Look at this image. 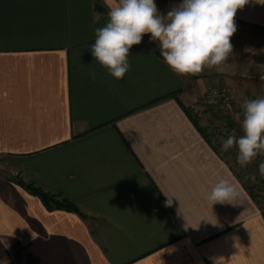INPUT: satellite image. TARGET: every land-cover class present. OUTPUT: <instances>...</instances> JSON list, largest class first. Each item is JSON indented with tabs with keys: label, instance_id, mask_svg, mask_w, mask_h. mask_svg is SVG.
Masks as SVG:
<instances>
[{
	"label": "crops",
	"instance_id": "crops-1",
	"mask_svg": "<svg viewBox=\"0 0 264 264\" xmlns=\"http://www.w3.org/2000/svg\"><path fill=\"white\" fill-rule=\"evenodd\" d=\"M114 2L0 0V264H264V216L194 123L210 137L214 85L264 97V0L238 9L224 71L178 75L146 34L120 80L89 50ZM221 179L236 195L211 205Z\"/></svg>",
	"mask_w": 264,
	"mask_h": 264
},
{
	"label": "clouds",
	"instance_id": "clouds-1",
	"mask_svg": "<svg viewBox=\"0 0 264 264\" xmlns=\"http://www.w3.org/2000/svg\"><path fill=\"white\" fill-rule=\"evenodd\" d=\"M257 0H182L165 14L155 0H115L104 26L95 29V41L89 50L93 60L120 80L130 70V49L144 35L157 42L167 66L178 75H198L206 68L224 71L233 54L231 39L237 31L238 9ZM260 4V3H259ZM94 78V73L92 74ZM264 79V75L261 76ZM242 135H229L221 150L237 148V163L247 167L264 157V97L245 99L241 105ZM264 179V160L258 165ZM255 182L256 176H251ZM236 195L234 184L219 180L207 194L211 205L231 203ZM171 200L167 205L170 206Z\"/></svg>",
	"mask_w": 264,
	"mask_h": 264
},
{
	"label": "rangeland",
	"instance_id": "rangeland-1",
	"mask_svg": "<svg viewBox=\"0 0 264 264\" xmlns=\"http://www.w3.org/2000/svg\"><path fill=\"white\" fill-rule=\"evenodd\" d=\"M229 89L230 95L232 97V110H225L221 103L216 100H211L204 98L202 107V125L205 130L210 133V139L214 144H216L220 152L234 172L238 176L240 182L244 185L248 193L250 194L254 203L258 206L260 212L264 216V179H262L258 172V165L264 157L257 156V158L247 167H241L237 163V148L232 147L228 151H222L221 146L223 141L229 135H242L240 128V123L242 120V113L239 112L242 103L237 104L234 102L232 88L226 84H221ZM246 99H253L245 96ZM215 101V102H213ZM201 111V110H200ZM255 174V182L251 179V176Z\"/></svg>",
	"mask_w": 264,
	"mask_h": 264
},
{
	"label": "trees",
	"instance_id": "trees-1",
	"mask_svg": "<svg viewBox=\"0 0 264 264\" xmlns=\"http://www.w3.org/2000/svg\"><path fill=\"white\" fill-rule=\"evenodd\" d=\"M194 123H195L196 127L198 128V130H200L202 132V134L204 135L205 139L212 146V148L214 150H216L221 157H223L221 152L217 150V148L215 146L216 144H214V142H212L211 139H209L210 138L209 135H206L204 130L202 128H200L195 121H194ZM236 178L239 180L238 176H236ZM16 183H18V185L23 187L29 193L37 196L41 200L42 204L48 210L63 209V210L69 211V212H75V213L80 214L78 208L74 204L70 203L69 201H67L65 199H61V200L58 199L55 195H52L50 193H47V192L43 191L41 188L37 187L33 183H24L21 180H17ZM242 186L244 187L243 184H242Z\"/></svg>",
	"mask_w": 264,
	"mask_h": 264
},
{
	"label": "built area",
	"instance_id": "built-area-1",
	"mask_svg": "<svg viewBox=\"0 0 264 264\" xmlns=\"http://www.w3.org/2000/svg\"><path fill=\"white\" fill-rule=\"evenodd\" d=\"M205 97L211 100L219 101L222 107L227 111L232 110V97L229 89L221 84L208 88L205 92ZM239 112L242 113V108L239 109Z\"/></svg>",
	"mask_w": 264,
	"mask_h": 264
}]
</instances>
